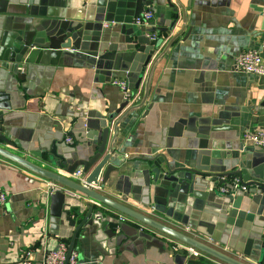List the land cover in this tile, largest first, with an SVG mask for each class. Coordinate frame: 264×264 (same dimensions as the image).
<instances>
[{
	"label": "crops",
	"instance_id": "crops-1",
	"mask_svg": "<svg viewBox=\"0 0 264 264\" xmlns=\"http://www.w3.org/2000/svg\"><path fill=\"white\" fill-rule=\"evenodd\" d=\"M151 1L143 8L153 12L146 28L133 24V19L126 25L130 24L138 33L145 30L156 33L163 41L160 51L180 31L182 23L179 19L173 29H168L174 18L172 8ZM177 1L186 11V24L154 67L145 104L118 125L117 143L120 151L130 158L125 159L124 166L128 167L125 175L133 170L138 174L144 166L139 158L153 153L166 155L174 166L190 165L206 149L226 154L236 152L251 159L264 157V148L244 140L245 133L264 129V83L260 76L234 66L236 55L247 49L259 50L264 57V20L256 10L264 6V0ZM100 2L0 0V113L14 141L12 145L0 141V147L52 169L28 153L37 149L36 138L41 134L49 131L55 134L59 149L95 146L91 142L99 140L98 129L103 127L104 117L124 101L113 81L124 80L131 91H139L135 103L142 99L146 76L136 86L138 74L128 69L129 58L110 60V64L98 68L95 58L80 50L72 53L42 48L49 53L37 52L31 56L33 63H27L37 68L34 79L10 85L8 55L16 56L12 48L19 39L38 28L55 33L72 26H80L77 31L90 37L101 26L97 20ZM112 32L109 48L118 55L125 53L124 38L130 31ZM25 57L24 53L21 60ZM66 136L72 138L71 144L65 142ZM117 179L115 174L107 186L98 185L95 189L247 264H261L237 251V242H230L228 236L215 228L217 221L209 213H205L208 217L203 219V225L183 224L126 198L121 193L125 188L121 180L114 187ZM48 181L0 155V187L6 191L5 202L0 203V264H23L26 252L31 264H42L45 253L58 242L68 244L73 227L68 225L64 214L59 218L50 215L52 191ZM69 196L65 203L78 221L85 213L84 204L94 201L83 195ZM97 208L105 212L104 216L118 217L121 224L103 222L101 228L91 225L80 230L73 249L78 264L225 263L203 252L190 256L181 241L104 205ZM185 226L190 230L186 231ZM105 227L118 237L109 238L103 231ZM209 227L213 234L207 232ZM206 236L216 243H208Z\"/></svg>",
	"mask_w": 264,
	"mask_h": 264
},
{
	"label": "water",
	"instance_id": "water-1",
	"mask_svg": "<svg viewBox=\"0 0 264 264\" xmlns=\"http://www.w3.org/2000/svg\"><path fill=\"white\" fill-rule=\"evenodd\" d=\"M155 1L157 4L166 3L174 12V18L168 29H173L179 19L182 23L180 31L170 37L159 52L156 50L162 44L161 39L152 43L147 36L149 30L138 33L130 24L126 25L144 10V6L152 4L151 0H101L97 6V20H100L101 26L99 31L92 32L90 37L86 32L77 31L80 26H72L63 27L55 33L38 28L35 33L30 32L23 39H19L17 46L12 48L17 52L16 56L12 53L8 55L11 64L6 69L11 72V86H15L18 81L34 79L37 68L31 65L32 55L37 52L43 55L49 53L47 49L42 48H60L72 53L76 50L83 51L95 58V66L98 68L110 64V60L117 61L120 57L129 58L128 69L138 74L136 86L144 75L146 76L144 95L138 103L127 105V102L123 101L114 111L106 114L103 127L99 126L98 129L99 140L91 142L95 146L86 144L59 149L56 135L51 134L50 131L36 138L37 149H29L28 153L43 160V164L49 165L52 169L3 147H0V155L46 180L59 184L60 189H55L50 194V215L59 218L64 214L68 225L73 227L64 264L68 262L80 230L91 225L101 228L103 222L118 226L121 224L118 217L104 216L105 212L98 209L97 205H104L133 218L227 264H247L89 186L92 183L104 188L115 174L118 179L114 187L116 188L121 180L125 184L121 193L126 198L150 206L154 211L178 222L189 225L196 222L198 225H203V219L208 217L204 215L209 213L217 221L215 228L224 236H228L230 242H237V251L264 264L263 156L251 159L248 155L239 156L236 152L226 154L206 149L190 165L174 166L173 161H170L166 155L153 153L139 158L144 166L138 174L134 170L127 175L123 173L128 170V167L124 166L125 159L130 160V158L120 151L117 143L118 125L145 104L154 67L186 24V11L177 0H174V3L171 0ZM120 3L130 8L118 9L116 6H121ZM256 10L264 20V6L256 7ZM118 29L130 31L124 38L125 53L119 55L109 48L113 37L112 31ZM88 40H91V43L88 44ZM1 51L6 50L1 48ZM24 53L26 57L21 60ZM27 63L31 64L27 65ZM260 77L264 83V77ZM8 134L10 130L7 122L0 113V141L5 145H12L14 141ZM77 170L80 171L79 178H84V185L73 177V173ZM73 191L94 201V204H84L85 213L78 221L71 214L68 203H65L66 197H70L69 192ZM199 211L202 212L201 215ZM103 231L109 238L118 237L108 227ZM207 232L213 234V229L209 227Z\"/></svg>",
	"mask_w": 264,
	"mask_h": 264
},
{
	"label": "built area",
	"instance_id": "built-area-1",
	"mask_svg": "<svg viewBox=\"0 0 264 264\" xmlns=\"http://www.w3.org/2000/svg\"><path fill=\"white\" fill-rule=\"evenodd\" d=\"M153 19V12L150 9L143 10L141 13L133 17L132 23L136 26L146 28ZM149 40L154 43L156 40L159 39L158 35L153 32L147 33ZM163 44V41H162ZM160 45V47L162 46ZM160 47L156 50L159 51ZM234 66L236 69L243 71L245 73L254 74L257 76L264 77V57L261 55L259 50L256 49H247L240 53H238L234 60ZM113 83L117 85L121 92L123 100L127 102V105L134 104L139 96V91H131L126 82L124 80H114ZM244 140L250 142L254 146L264 148V129L258 128L252 131L245 133ZM65 142L71 144L72 138L70 136L65 137ZM80 171L77 170L73 173V177L76 178L81 182V184H85L84 178H79ZM90 187L97 188L98 185L89 184ZM59 184L48 181V188L50 191L58 189ZM69 194L74 195L75 197H80L81 194L79 192L73 191L69 192ZM6 200V191L0 187V203H4ZM153 209V208H152ZM186 231L190 230V227H184ZM208 243H216L211 236L205 237ZM181 246L185 248L186 252L190 256H200L202 251L199 249L188 245L186 243L180 242ZM67 252V243L64 241L58 242L57 246L54 249L48 250L44 258L42 260V264H64ZM22 262L23 264H31L29 261V252L23 254ZM67 264H78L77 254L72 251ZM227 264V263H224Z\"/></svg>",
	"mask_w": 264,
	"mask_h": 264
},
{
	"label": "rangeland",
	"instance_id": "rangeland-1",
	"mask_svg": "<svg viewBox=\"0 0 264 264\" xmlns=\"http://www.w3.org/2000/svg\"><path fill=\"white\" fill-rule=\"evenodd\" d=\"M171 237V236H170ZM173 238V237H172ZM173 239H175V238H173ZM175 240H177V239H175Z\"/></svg>",
	"mask_w": 264,
	"mask_h": 264
}]
</instances>
